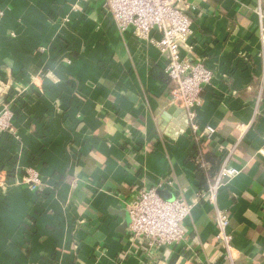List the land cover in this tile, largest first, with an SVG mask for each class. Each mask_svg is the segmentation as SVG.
Masks as SVG:
<instances>
[{
	"label": "crops",
	"instance_id": "1",
	"mask_svg": "<svg viewBox=\"0 0 264 264\" xmlns=\"http://www.w3.org/2000/svg\"><path fill=\"white\" fill-rule=\"evenodd\" d=\"M197 5L181 53L215 74L196 109L216 129L210 144L193 142L180 109L170 113L165 54L122 35L101 2L0 0V81L15 113V134L0 133V264H140L119 261L121 212L137 188L170 173L195 206L187 241L165 248L159 264H231L213 208L198 199L192 158L220 154L241 125L239 174L218 201L231 214L234 264H264V0ZM28 168L45 193L24 184Z\"/></svg>",
	"mask_w": 264,
	"mask_h": 264
},
{
	"label": "built area",
	"instance_id": "2",
	"mask_svg": "<svg viewBox=\"0 0 264 264\" xmlns=\"http://www.w3.org/2000/svg\"><path fill=\"white\" fill-rule=\"evenodd\" d=\"M79 1L83 6L90 7L101 2L104 14L109 16L111 23L122 35L131 32L139 40L165 54V74L172 84L171 104L185 111L186 127L190 130L193 142L210 144L216 129L212 126H201L196 109L203 101L205 88L213 84L215 74L206 63L184 58L181 53L183 45L189 42L193 34L194 14L198 10L199 0ZM65 22L70 23L71 19L67 18ZM7 95V84L0 81V98H3V106L0 108V133L13 135L15 113L11 103L4 101ZM248 129L249 126H239L238 141L222 147L219 154L222 165L218 175L209 182L206 192L199 191L197 194L198 199L209 204L216 214V241L223 252L224 261L231 264L236 259L231 214L229 210L219 206L218 200L219 193L227 182L239 174L232 162ZM262 152L264 153V149ZM23 182L30 190L41 194L50 188L34 168L26 170ZM161 192L169 193L172 198L162 197ZM125 203L130 224L126 236L127 247L119 254V261L134 257L140 264H159L160 255L165 248L181 246L187 241L189 231L186 222L195 205L186 199L173 174L163 176L151 186L137 188L135 194Z\"/></svg>",
	"mask_w": 264,
	"mask_h": 264
},
{
	"label": "trees",
	"instance_id": "3",
	"mask_svg": "<svg viewBox=\"0 0 264 264\" xmlns=\"http://www.w3.org/2000/svg\"><path fill=\"white\" fill-rule=\"evenodd\" d=\"M164 81L170 82V79L166 74L164 75ZM192 161L197 167V177L200 182V191L206 192L209 187V182L213 181L220 171L222 158L219 156V153L217 154L212 150H207L198 158L193 157Z\"/></svg>",
	"mask_w": 264,
	"mask_h": 264
},
{
	"label": "water",
	"instance_id": "4",
	"mask_svg": "<svg viewBox=\"0 0 264 264\" xmlns=\"http://www.w3.org/2000/svg\"><path fill=\"white\" fill-rule=\"evenodd\" d=\"M175 111H179V110H177V108H176L175 106H172V108H171V110H170V113H173V112H175ZM180 111H181L180 113L183 114L184 118H186V113H185V111H183V110H180ZM185 120H186V119H185ZM185 126H186V121H185ZM175 127H177V126H175ZM181 128H182V127H180V128L177 127V130L180 131ZM182 129H184V128H182ZM160 194H161V196L164 197V198H168V199H171V198H172L171 195H170L169 193L161 192ZM121 215L124 216V218H125V223H124V225H123L122 228H121V233H123V234H127V229H128V227H129V224H130L129 213H128L127 210H125V211L121 212Z\"/></svg>",
	"mask_w": 264,
	"mask_h": 264
}]
</instances>
